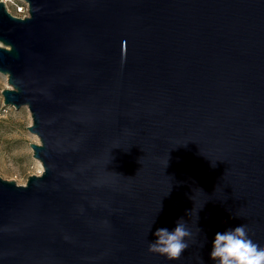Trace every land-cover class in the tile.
Returning a JSON list of instances; mask_svg holds the SVG:
<instances>
[{"label": "water", "instance_id": "water-1", "mask_svg": "<svg viewBox=\"0 0 264 264\" xmlns=\"http://www.w3.org/2000/svg\"><path fill=\"white\" fill-rule=\"evenodd\" d=\"M0 1L5 106H27L26 184L0 176V264H214L264 247V0ZM192 232L178 261L158 228Z\"/></svg>", "mask_w": 264, "mask_h": 264}, {"label": "clouds", "instance_id": "clouds-1", "mask_svg": "<svg viewBox=\"0 0 264 264\" xmlns=\"http://www.w3.org/2000/svg\"><path fill=\"white\" fill-rule=\"evenodd\" d=\"M154 235L156 239L149 243L148 251L169 261L180 260L190 247L192 238V232L183 218L175 222L172 230L158 228ZM209 255L214 264H264V247L250 237L245 224L217 232Z\"/></svg>", "mask_w": 264, "mask_h": 264}, {"label": "rangeland", "instance_id": "rangeland-1", "mask_svg": "<svg viewBox=\"0 0 264 264\" xmlns=\"http://www.w3.org/2000/svg\"><path fill=\"white\" fill-rule=\"evenodd\" d=\"M14 15L15 11L11 8ZM8 86L7 77L0 74V106L4 102L2 90ZM27 106L16 109L10 106L0 115V176L6 180L26 184L28 177L43 171L42 163L33 156L31 143H39L36 134L29 130L32 124Z\"/></svg>", "mask_w": 264, "mask_h": 264}, {"label": "built area", "instance_id": "built-area-1", "mask_svg": "<svg viewBox=\"0 0 264 264\" xmlns=\"http://www.w3.org/2000/svg\"><path fill=\"white\" fill-rule=\"evenodd\" d=\"M0 1H3L6 4V7L10 12H11V8H13L15 14H17L16 16L26 17L29 15L28 4L22 0H0ZM9 109L10 106H5L4 103H2V105L0 106V115L7 113Z\"/></svg>", "mask_w": 264, "mask_h": 264}]
</instances>
